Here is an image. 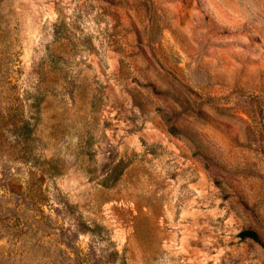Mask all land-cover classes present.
I'll use <instances>...</instances> for the list:
<instances>
[{
	"label": "rangeland",
	"instance_id": "374dc122",
	"mask_svg": "<svg viewBox=\"0 0 264 264\" xmlns=\"http://www.w3.org/2000/svg\"><path fill=\"white\" fill-rule=\"evenodd\" d=\"M0 264H264V0H0Z\"/></svg>",
	"mask_w": 264,
	"mask_h": 264
},
{
	"label": "trees",
	"instance_id": "16d2710c",
	"mask_svg": "<svg viewBox=\"0 0 264 264\" xmlns=\"http://www.w3.org/2000/svg\"><path fill=\"white\" fill-rule=\"evenodd\" d=\"M170 133H174L173 130H169ZM239 237L243 240L245 239H251V240H254V241H258V235L256 232L254 231H251V230H245V231H242L240 232L239 234Z\"/></svg>",
	"mask_w": 264,
	"mask_h": 264
}]
</instances>
